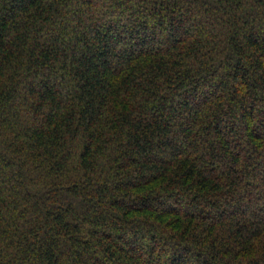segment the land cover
Instances as JSON below:
<instances>
[{"label": "trees", "instance_id": "obj_1", "mask_svg": "<svg viewBox=\"0 0 264 264\" xmlns=\"http://www.w3.org/2000/svg\"><path fill=\"white\" fill-rule=\"evenodd\" d=\"M0 264H264V0H0Z\"/></svg>", "mask_w": 264, "mask_h": 264}, {"label": "rangeland", "instance_id": "obj_2", "mask_svg": "<svg viewBox=\"0 0 264 264\" xmlns=\"http://www.w3.org/2000/svg\"><path fill=\"white\" fill-rule=\"evenodd\" d=\"M196 24V21L193 20L192 22H190V25L194 26Z\"/></svg>", "mask_w": 264, "mask_h": 264}]
</instances>
